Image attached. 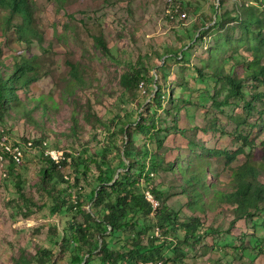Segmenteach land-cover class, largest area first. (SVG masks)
<instances>
[{
	"label": "rangeland",
	"instance_id": "374dc122",
	"mask_svg": "<svg viewBox=\"0 0 264 264\" xmlns=\"http://www.w3.org/2000/svg\"><path fill=\"white\" fill-rule=\"evenodd\" d=\"M29 1L36 32L28 40L20 38L13 25L4 29L6 11L0 8V61L8 67H12L16 58L35 63V78L29 83L28 92L18 88L17 93L24 99L43 95L49 112L44 114L41 106L32 107L33 102L29 100L28 108L40 121L36 124L22 111L12 110L0 120V139H3L0 141L25 143L28 139L43 138L47 150H55V155L61 150L73 152V156L86 153L94 157L106 144V137L119 124L122 126L121 122L138 118L137 113L156 90L154 81L158 79L162 85V108L155 114L158 124L161 128L168 127L171 116L164 110L170 107L167 98H174L173 113L178 116L177 126L181 130L166 135L161 150L155 149L153 141L146 142L151 155L158 154L156 160L163 167L169 162H193L203 147L216 150L208 154L209 166L217 173L209 179L212 183L217 178L228 180L231 169L246 159L264 161V83L256 86L263 95L254 99L250 91L255 84L250 86L248 79L241 83L246 92L244 98L227 97V86L214 89L213 84L201 83L198 75L189 69L191 65L202 67V60L217 42L218 32L230 31L233 40L240 37L239 29L230 19L221 30L213 29L217 15L227 10L234 14L232 1L245 2L258 12L264 8V0H229L228 6L219 12L215 9L221 0H175L186 15L179 13L173 19L166 16L167 0ZM13 20L17 23L21 17ZM97 35L106 41L107 51L96 44ZM189 39L194 44L189 51L188 65L166 59L167 48L181 47ZM260 46L263 51L260 64L264 65V43ZM240 55L246 59L252 56L242 45L236 53L229 50L224 54L228 59L227 69L240 67ZM140 58L149 69L150 78L130 89L121 81V76L131 71ZM0 69L8 71L1 65ZM219 90L222 92L218 93ZM247 102L251 104L250 110L245 106ZM238 134L247 136L251 145H242ZM217 151H225L228 156H221ZM42 152L40 145L25 147L21 164L9 166L8 161L3 164L0 161V264L31 260L43 248L54 251L53 261L57 264L66 263L65 254L59 252L58 237L52 236L50 229L55 224L60 231L65 217L51 213L52 205L41 186V170L47 165ZM90 169L87 182H93L96 165L90 164ZM58 170L71 183L77 176L70 159ZM154 174L148 187L158 188L170 208L182 210L181 217L199 216L210 229L211 234L204 242L185 249L183 264H212L214 260L225 264H264V212L250 220L234 222L230 206L223 202L207 208L205 213L192 212L186 206V196L176 186L173 173ZM87 182L82 180L79 184L85 210L89 207ZM20 193L31 199L29 216L22 212L26 206ZM76 219L82 220L80 215ZM123 234L129 231L119 236ZM169 250L166 248L165 252Z\"/></svg>",
	"mask_w": 264,
	"mask_h": 264
},
{
	"label": "trees",
	"instance_id": "16d2710c",
	"mask_svg": "<svg viewBox=\"0 0 264 264\" xmlns=\"http://www.w3.org/2000/svg\"><path fill=\"white\" fill-rule=\"evenodd\" d=\"M227 1L229 0H221L220 6L215 10L218 12L222 8L224 10L228 6ZM172 3L173 5H170L167 2L168 18H176L179 13L186 15L182 10L169 12L168 10L174 9V6L181 9L175 0H172ZM232 3L235 5L234 14L227 10L217 15L213 29L221 30L230 19L239 29L240 37L233 40L230 31L226 34L218 32L217 42L212 44L207 58L202 60V67L191 65L189 69L194 71L195 76L198 75L201 83L213 84L214 89L227 86L229 91L227 97L244 98L246 92L241 83L242 80L248 79L250 86L255 84L253 91H250L254 99L263 95L256 86L264 83V65L260 64L263 53L260 45L264 43V8L261 7L257 12L254 6L245 2ZM0 8L6 11L3 18L5 30L13 25L20 38L24 40H28V36L36 32L29 0H0ZM17 16H20L21 20L16 23L13 19ZM203 32H200V36ZM198 38L194 43H197ZM95 41L104 51L108 50L103 37L97 35ZM194 43L189 39L184 41L181 47L167 48L166 51L169 53H166V59L171 58L188 65L189 51ZM240 45L251 52V59L240 55L242 61L240 67L227 69L228 59L224 54L229 50L236 53ZM144 62V59L140 58L131 71L122 74L121 81L126 87L136 88L141 81L150 78L149 69ZM0 65L8 70L3 72V69H0V120L12 110H16L22 111L25 116H30L34 123L39 124V118L32 114L28 102L29 100L33 102L32 107L41 106L46 114L49 109L44 96L24 99L17 93L18 88L28 92V85L35 78L33 74L35 63L29 59L20 61L16 58L12 67H8L3 61H0ZM151 79L154 81V78ZM154 84L156 90L150 96L149 102L145 106L142 102L139 104V107L143 108L137 113L138 118L121 122L122 126L119 124L118 128L106 137V144L94 157L86 153L73 156V152L60 150L62 154L56 160L47 153L46 140L43 138L26 140V142L31 140L33 147L38 145L42 147V157L47 165L41 170V186L45 189L43 191L46 198L50 200L49 205H52L51 213L65 217L60 231L55 224L50 228L53 231L52 236L58 237L59 252L66 256L65 264H183L185 249L195 248L204 242L211 234L210 229L205 227L199 216L181 217L182 210L170 208L163 201V193L158 188L147 186L153 181L154 173L159 171L173 173L176 186L181 194L186 196V206L192 212L205 213L207 208L212 209L220 202L230 206L234 215L232 222L240 219L250 220L257 213L264 212V161L246 159L231 169L228 180L217 178L210 183L209 179L214 178L217 173L209 166L208 154L216 150L203 147V151L193 162L187 164L182 161L176 164L169 162L164 163V167L161 161L156 160L158 154L156 157L151 155L150 146L146 142L153 141L158 151L163 148L162 142L166 135L173 130L181 131L177 126L178 116L173 113V109H176L174 98H167L170 107L164 110L165 114L171 116L168 127L159 126L155 114L157 109L162 108V85L158 79ZM218 84L221 85L220 88ZM221 92L222 90H219L218 93ZM245 106L248 110L251 109L249 102ZM76 124L77 121L73 127L74 133ZM237 139L242 145H251L245 135L238 134ZM2 148L0 144V152ZM240 151L239 149L237 152ZM111 152L116 153L107 156L112 154ZM217 152L221 156H228L225 151ZM68 159L73 161L74 169L77 170V176L72 183L68 176H65V180L58 170L59 167L67 165ZM7 163L9 166L17 164L11 159ZM92 163L96 165V173L93 182H87V174ZM82 180L87 182L86 185L90 188L88 210H85L83 205L79 185ZM62 185L66 188H62ZM146 192L152 194L159 207L154 208L145 196ZM20 196L22 204L26 206H23L25 209L22 212L29 216L32 213L29 208L31 199L23 193H20ZM78 215L81 216V221L76 219ZM138 227L141 229L138 230ZM125 231H129V234L119 236ZM166 248L170 249L167 253ZM53 256L54 251L43 248L37 250L36 256L31 260L23 259L16 264H57L53 261ZM212 264L225 263L214 260Z\"/></svg>",
	"mask_w": 264,
	"mask_h": 264
},
{
	"label": "built area",
	"instance_id": "2783aa9c",
	"mask_svg": "<svg viewBox=\"0 0 264 264\" xmlns=\"http://www.w3.org/2000/svg\"><path fill=\"white\" fill-rule=\"evenodd\" d=\"M167 2L170 5H173L172 0H167ZM168 11L179 12L180 9L178 6H174V9H169ZM183 15H185V13H183ZM0 144L3 147L0 152L1 163L3 164L5 161L11 159L14 163L18 164L23 160L25 147L30 148L33 145V142L31 140L27 141L26 143H21L19 141H15L13 143L0 141ZM47 153L51 154V156L56 160H58L62 154L61 151H58L59 155H55V150H47ZM145 196H147V199L153 204L154 208L158 206V202L154 199L150 192H146Z\"/></svg>",
	"mask_w": 264,
	"mask_h": 264
}]
</instances>
